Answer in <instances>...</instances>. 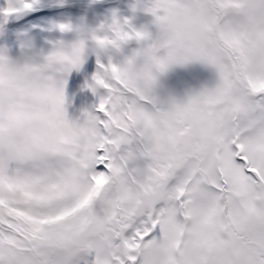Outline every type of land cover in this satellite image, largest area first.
Instances as JSON below:
<instances>
[{"label": "snow or ice", "instance_id": "1", "mask_svg": "<svg viewBox=\"0 0 264 264\" xmlns=\"http://www.w3.org/2000/svg\"><path fill=\"white\" fill-rule=\"evenodd\" d=\"M35 2L8 0L3 14ZM145 5L181 38H158L169 56L127 60L139 87L174 63L213 69L214 86L186 98L182 120L150 123L134 112L158 105L137 106L118 66L100 64L102 96L81 115L96 121L93 188L71 197L56 163L0 168V264H264V0Z\"/></svg>", "mask_w": 264, "mask_h": 264}, {"label": "clouds", "instance_id": "2", "mask_svg": "<svg viewBox=\"0 0 264 264\" xmlns=\"http://www.w3.org/2000/svg\"><path fill=\"white\" fill-rule=\"evenodd\" d=\"M145 12L150 19L136 31L140 38L135 40L140 47L133 50L129 59L147 63L158 57L161 51L158 39L147 43L153 38L152 30L158 38L167 35L171 41L179 40L181 36L165 15ZM102 30L98 28L92 34L97 42L98 56L109 48L120 51L132 40L125 38L121 31V35L118 36L116 32L111 40L100 39L96 32ZM189 46L196 51L195 41H191ZM83 49V40L61 45L40 63L27 62L7 51L0 52V168L37 169L38 166L44 168L59 164L70 189L69 195L74 198L83 196L93 188L90 182L84 180V175L95 160L94 137L90 129L95 127L96 121L81 119L82 113L87 110L81 115L69 114L63 80L55 72L54 66L80 60ZM171 52L166 51L164 56H169ZM175 66L179 65L174 63ZM118 68L123 86L134 94L137 106H142L149 97L154 105H158L154 112L147 114L138 108L134 112L137 119L159 123L168 118L177 121L184 118L185 100L172 96L161 98L156 94V83L163 75L155 73V84L141 89L128 63ZM98 78L107 79L108 74L100 73ZM87 87L94 95L102 96L101 86L96 79L92 78Z\"/></svg>", "mask_w": 264, "mask_h": 264}, {"label": "rangeland", "instance_id": "3", "mask_svg": "<svg viewBox=\"0 0 264 264\" xmlns=\"http://www.w3.org/2000/svg\"><path fill=\"white\" fill-rule=\"evenodd\" d=\"M46 1L36 0L31 8L5 16L3 10L7 8L8 0H0V52L7 51L10 55L20 56L27 62L40 63L53 52L52 48L45 49L46 47L67 45L75 40L77 33L84 34V37L77 40H83L84 49L87 48V60L90 63L86 65L91 72L85 76L90 82L100 71V64L105 66L109 63L118 64L113 54L126 57L129 52L132 55L133 50L140 47L135 38H132L129 45L122 50L109 48L103 55L98 56L97 42L92 35L94 30L102 28V31L96 32V36L111 40L117 31L131 35L150 19L144 11V5L148 0H69L68 5L49 7L44 14L42 5ZM133 5L136 6L135 11ZM52 13L57 19L48 18ZM26 19H29L27 24L24 22ZM83 20L88 23L78 30ZM61 27L65 30L62 31ZM152 31L153 38L147 42L149 44L158 39L154 30ZM164 54L165 50L161 49L158 56L162 57ZM55 72L63 80L69 114L81 115L82 112L89 111L85 106L87 105L85 87L79 82L78 74L74 72L73 67L69 68V72L61 70ZM198 79L204 88L213 87L216 82L215 71L199 63L172 67L157 81L156 94L161 92L163 98H166V92V95L177 100H186L189 94L199 92Z\"/></svg>", "mask_w": 264, "mask_h": 264}, {"label": "trees", "instance_id": "4", "mask_svg": "<svg viewBox=\"0 0 264 264\" xmlns=\"http://www.w3.org/2000/svg\"><path fill=\"white\" fill-rule=\"evenodd\" d=\"M68 4H69V0H47L46 3L42 5V7H44L43 9H49V7H53V6L55 7L57 5H59L61 7H64V5L66 6ZM51 16H52L51 19H53V18L57 19L55 17V15L52 14ZM27 21H28V19H26V22ZM81 22H82V26H80L78 30H81L82 28H84L86 26V24L88 23V21H86V20H83ZM82 37H84V34L82 35V34L77 33L75 40H72L71 42H69L67 44L74 43V42L78 41L77 38L78 39H81ZM69 39L70 38H68V41H69ZM59 46H61V45H58V46H55V47H46L45 49L52 48V50L54 51ZM0 51H1V47H0ZM83 51H85V52H82L79 66L78 67H73V69H74V72L76 74H78L77 76L79 77V82L81 83V85H83L85 87V94H86V101H87L86 102L87 105H85V106H86V109H88L89 111H91L93 109V106L96 105V104H98L99 97L96 96V95H94L93 92L87 87V85L90 84V81L85 76V74L88 73V72H91V71H89L90 69H88V67L86 65V64L89 65V63H90L87 60V56H88V54L86 53L87 52V48L86 49H83ZM113 56L116 59L115 62L116 61L118 62V64L116 63L115 66H120V65H122V64H124V63L127 62V60L131 57V54L129 52L126 57H124L123 55L121 57H119L116 54H113ZM142 63H143L142 61H137V64L138 65L139 64H142ZM69 68H71V67H69L67 65H56V66H54V70H58V71L61 70L63 72H69ZM157 95L160 96L161 98H163V95H162L161 92H157ZM165 96L168 97V95H166V92H165Z\"/></svg>", "mask_w": 264, "mask_h": 264}, {"label": "water", "instance_id": "5", "mask_svg": "<svg viewBox=\"0 0 264 264\" xmlns=\"http://www.w3.org/2000/svg\"><path fill=\"white\" fill-rule=\"evenodd\" d=\"M197 81H198V84H199V91H200V90L203 89L204 87L202 86V84H201V82H200V79H198Z\"/></svg>", "mask_w": 264, "mask_h": 264}]
</instances>
